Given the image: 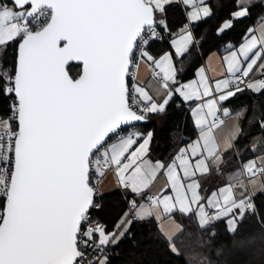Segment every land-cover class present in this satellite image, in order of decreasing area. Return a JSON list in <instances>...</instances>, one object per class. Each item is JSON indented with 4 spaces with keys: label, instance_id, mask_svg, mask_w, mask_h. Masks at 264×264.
Segmentation results:
<instances>
[{
    "label": "snow or ice",
    "instance_id": "obj_1",
    "mask_svg": "<svg viewBox=\"0 0 264 264\" xmlns=\"http://www.w3.org/2000/svg\"><path fill=\"white\" fill-rule=\"evenodd\" d=\"M234 2L236 10L220 33L234 20L247 18L256 0ZM172 3L192 7L188 18L193 22L212 14L205 0H0V46L20 41L14 71H0V94L12 100L9 115L0 118V195L6 198L0 212V264H109L106 255L89 261L87 253L115 246L135 220L151 218L152 209L161 205L165 214L197 215L202 228L224 220L233 237L247 215L264 225V212L251 198L237 199L231 186L201 197L197 178L210 172L209 161L221 159L214 135L225 123L219 106L245 90L241 84L264 58V26L259 40L250 34L224 57L227 78L213 86L201 68L198 81L172 88L169 82L177 83V73L171 55L154 61L146 50L159 37L157 27L167 29L165 6ZM184 31L174 41L177 55L192 43L191 32ZM143 58L163 72L165 94L158 99L139 86L130 93L126 83L130 66ZM70 61L82 63L78 78L66 70ZM259 68L264 73V63ZM246 88L260 93L264 79L247 82ZM177 95L181 103L200 101L192 109L198 139L178 149L168 164H137L147 155L154 133H127L122 126L166 114ZM222 112L228 117L230 110ZM235 139L229 137L227 148ZM256 168L255 162L246 165L249 173ZM106 169H114L120 185L136 196L164 171L175 196L149 197L150 206L140 205L131 218L126 214L118 232L108 234L89 224L91 210L99 207L94 199L99 191L90 176L103 177ZM131 207L137 208L135 199ZM206 207L217 214L210 215ZM165 236L169 250L179 255L172 237Z\"/></svg>",
    "mask_w": 264,
    "mask_h": 264
},
{
    "label": "trees",
    "instance_id": "obj_2",
    "mask_svg": "<svg viewBox=\"0 0 264 264\" xmlns=\"http://www.w3.org/2000/svg\"><path fill=\"white\" fill-rule=\"evenodd\" d=\"M207 3L212 10L211 16L195 23L193 27L195 41L181 57L174 56L178 82L190 78L194 69L209 52L220 50L227 42L237 45L247 28L256 23L264 10V4L257 0L247 18L234 20L231 28L218 34L217 28L221 22L230 18L231 13L236 9L235 2L207 0ZM165 7L167 29L157 27L160 36L146 47L157 48L156 53L169 50L168 39L171 34L186 22L185 8L181 4L172 3ZM157 18H159L158 13ZM17 42L18 39L0 49V65H3L0 71L9 67L14 71ZM68 70L75 78L80 73V65L71 63L68 65ZM226 104L231 107L246 105V110L240 118L241 130L234 140V148L222 153L223 157L227 158L225 167L231 168L239 161L244 162L256 154L249 144L252 138L259 137L264 140V128L261 127V122L264 121V91L255 93L245 89ZM8 110L9 98L0 94V116L6 118ZM163 116L165 123L161 127L150 119L148 122L135 125L152 129L154 135L149 149L152 154L160 158H165L172 152V131L188 121V114L177 97L167 107ZM210 179L212 181L203 186V195L216 185L217 176L214 172ZM129 197L130 195L124 196L120 190L96 195L95 201L99 207L91 210L92 219L102 222L106 230L113 229L125 214V199ZM254 198L263 212L264 191ZM2 208L3 202H0V210ZM174 216L183 227L182 232L172 240L179 255L169 250V241L161 235L156 221L149 218L143 221L135 220L131 224L129 233L118 244L111 245L110 251L105 254L109 264H264V225L257 222L256 216H245L238 226L235 237L226 231L224 221L214 222L207 228H202L192 215L175 213ZM212 232L216 233L214 238L210 235Z\"/></svg>",
    "mask_w": 264,
    "mask_h": 264
},
{
    "label": "crops",
    "instance_id": "obj_3",
    "mask_svg": "<svg viewBox=\"0 0 264 264\" xmlns=\"http://www.w3.org/2000/svg\"><path fill=\"white\" fill-rule=\"evenodd\" d=\"M179 4H181V6L185 8L186 22L181 27H179L174 33L171 34L170 38L168 39L169 50H166L162 53H156L158 51L157 48H154L151 46L149 48H146L147 52L149 53V55L153 57L154 61L161 60L165 55H171V62L174 68H175L174 56L181 57L185 53L184 52L181 55L176 54V47H175L174 41H178L180 40V37L182 35H186L187 32L184 30L187 29V31H190L192 34V43H193L195 41V37L193 34V27L195 23L197 22V21L195 22L190 21L188 18V13L193 11V8L185 6L182 3H179ZM205 4L206 6H208L207 0H205ZM229 19L230 18H227L223 22H221V24L217 28L218 34H220L218 30L223 26L224 22L228 21ZM262 26H264V10L262 14L259 16L256 23L247 28L243 38L237 45H233V43L227 42L221 47L220 50H213L209 52L207 56L203 59V61L194 69L193 75L190 78H187L181 82H178L176 78L177 83L172 84L171 82H169L170 87L175 88L185 83H191L192 81H198L200 79L199 72L201 68L205 69V75L209 78V82L213 84V86L216 80L227 78L229 74L227 73V64L224 62V57L229 55L230 51L238 50L239 46L242 43H244L246 39L251 38V35H255L259 40L262 34L261 33ZM192 43L188 46V48L192 45ZM229 46H232V47H229ZM2 47L3 46H0V49ZM260 47L261 45L258 44V48ZM261 63H264V58L258 61L257 66H254L252 73H250L249 75L251 79H256L262 74L259 68V65ZM155 69H158L159 72L155 73ZM162 78H163V72L161 71V69L157 68L155 63H153L152 61H148L146 58H143V59L138 60L137 66H135L134 68L132 84L130 85L132 86V88L134 86L143 87L145 91H147L150 95H153L155 98L158 99L165 94V89L163 87L164 81ZM256 81L257 80H253V82H256ZM248 91H252V90H248ZM176 97L181 103V98L178 95ZM205 99H208V98H205ZM198 103H200V101H190L187 103H181L183 107L184 105L189 106V109L187 112L188 121L182 127H179L178 129L172 131L171 133V146H172L171 154L165 158H160L159 156L152 154L149 149L146 156L137 160V164L141 163L142 160H147L153 164H155L157 161L168 164L176 155L179 154L178 149L186 148L189 144L196 141L198 139L199 130L195 127L196 117L193 115L192 109L195 108ZM219 107L221 111L218 112V116H220V118L223 119L225 123L221 125L220 128L214 130V135L216 137V140L219 146V151L221 153V159L216 160V161H209L210 172L208 174H205V175L198 174L197 178L201 185L199 189V194L201 195V197L211 198V193L213 191H217L218 189L222 187L231 186L233 189L234 195L237 199L241 198L242 196L245 199L251 198V201H253L255 206H257V208L260 209V205L258 203L257 204L255 203L254 197L255 195L264 191V172L259 171L260 168H264V140H262L259 137L252 138L249 144L255 150L256 154L244 162L239 161V163L234 167L226 168L225 166L227 164V158L225 159L222 153L225 152V149L229 150V149L234 148V140L232 141L233 146L231 148H227V144L225 142L229 139L231 135H235L236 138L238 137L240 130H241L240 118L246 110V105L239 104L238 106L231 107L230 105L223 103ZM224 108H227L230 110L228 117L223 116L222 110ZM163 115L164 114H154V115H151L149 119L161 127L165 123V118ZM0 118L2 117L0 116ZM147 131H152V129L136 127V126L134 129V132H147ZM115 140L116 139H113L109 141V143H113L115 142ZM236 155H238V152H236ZM197 159H199V157H197ZM249 162H255L257 166V168L254 170V173H249L246 170V165ZM130 171L131 170H129L128 173H125V175L130 174ZM213 172L217 176L216 185L206 195H203V192H202L203 186H205L206 183H209L212 181V179H210V176L211 174H213ZM180 174L182 177V172ZM184 182L188 183L189 181H184ZM97 189L100 195L107 194L114 190H120V192L124 196H128V195L136 196L135 194L131 193L129 189H125L124 187L120 185L117 179V176L115 175L114 169H106V175L101 177L100 180L98 181ZM143 193H146V197L153 196L154 198H161V199L165 195L172 196V197L175 196V193L172 191L171 186L167 180V177L164 171H161L158 173L156 178L152 181L150 186L146 190H144ZM259 197L260 196H258V198ZM201 203H206V200H202ZM220 203H221V207H223L224 205H223L222 199ZM140 205H144L146 207L150 206V201H146V200L141 201L137 205V208L135 209V211L139 209ZM162 209H163L162 205L159 206L158 208H153L151 219L156 221L157 227L161 235L165 239H167L165 236V233H166L167 237H172V240H173L183 230L181 223L174 216L175 213H179V212L174 211L172 214H165L163 213ZM263 209H264V206H263ZM206 211H209L210 215L217 214L216 210L210 209L207 207H206ZM157 215L160 216L159 220L155 219ZM184 215H192L195 221L197 222V224L200 226L199 217L197 215L195 214H184ZM124 219L125 218L123 215L118 220L116 225H114V227L119 225ZM146 219H149V218H146ZM221 221H224V220H221ZM225 227H226V223H225ZM103 228H105V225ZM161 229H163V232L161 231ZM111 230L112 229L106 230V231L108 234H112ZM104 256H102L100 259H103Z\"/></svg>",
    "mask_w": 264,
    "mask_h": 264
},
{
    "label": "built area",
    "instance_id": "obj_4",
    "mask_svg": "<svg viewBox=\"0 0 264 264\" xmlns=\"http://www.w3.org/2000/svg\"><path fill=\"white\" fill-rule=\"evenodd\" d=\"M157 31L159 33V30L157 28ZM159 36H160V33H159ZM157 39V38H156ZM154 40V39H153ZM152 41V40H151ZM150 41V42H151ZM147 47V46H146ZM139 60V59H138ZM137 60V62H138ZM134 68L135 66H130L129 68V75H128V81H129V91L130 93L132 92V86L130 84H132V78H133V72H134ZM8 69H11V67H9ZM158 69H155V73H158ZM260 79H264V73H262L259 77H257L256 79H251L250 77L248 78H245V84H241V87L242 88H246V83L247 82H253V80H260ZM12 103V100L9 99V105ZM184 108H185V111L188 112V109H189V106L188 105H184ZM8 115H9V111H8ZM123 128H125L127 130V133H130V132H134V129H135V125L133 124H129V125H125L123 126ZM126 132H121L120 135L121 136H124L127 134ZM113 139H116V138H113ZM101 178V177H100ZM100 178H98L96 175H91L90 176V183L95 185V187L97 188V185H98V181L100 180ZM96 197V196H95ZM149 197H152L154 198L153 196H149ZM149 197H146V193H143L141 196H130L129 198L125 199L126 200V209H125V214H124V218L126 217V214L128 215V218H131L132 214L135 212V209H133L131 207V201L133 199H135L136 201V204L138 205L141 201L143 200H146V201H149ZM5 199V197H3L2 195H0V202H3V200ZM95 199V198H94ZM253 202V201H252ZM0 212H2V210H0ZM89 224H92V225H99L101 227H104L103 223L100 222V221H96L94 219H92V215L90 213V220H89ZM112 233L113 232H118V229H117V226L113 227V229L111 230ZM95 242V240L93 241ZM110 248H111V244L104 249V251L100 254H97L95 252H93L91 249L89 250V252L87 253V257H86V260H92L94 258H101L102 256H104L106 253H108L110 251Z\"/></svg>",
    "mask_w": 264,
    "mask_h": 264
},
{
    "label": "water",
    "instance_id": "obj_5",
    "mask_svg": "<svg viewBox=\"0 0 264 264\" xmlns=\"http://www.w3.org/2000/svg\"><path fill=\"white\" fill-rule=\"evenodd\" d=\"M19 39H18V42H17V47H16V57H17V54H18V45H19ZM15 62H16V58H15ZM71 63H77V64H79L80 65V73L79 74H82V63L81 62H77V61H70L69 62V64H71ZM68 64V65H69ZM68 65H66V70H68ZM14 66H15V64H14ZM69 71V70H68ZM79 74H78V76H79ZM69 75L70 76H72L71 74H70V72H69ZM78 76L77 77H75V78H78ZM125 80H126V83H127V85H128V87H129V83H128V75L125 77ZM141 123H144V122H133L132 124L133 125H138V124H141ZM123 126H125V125H123ZM122 126V127H123ZM95 198V197H94ZM5 202H6V198L3 200V206H4V204H5ZM2 211H3V208H2Z\"/></svg>",
    "mask_w": 264,
    "mask_h": 264
},
{
    "label": "rangeland",
    "instance_id": "obj_6",
    "mask_svg": "<svg viewBox=\"0 0 264 264\" xmlns=\"http://www.w3.org/2000/svg\"><path fill=\"white\" fill-rule=\"evenodd\" d=\"M11 6V5H10ZM17 39H19V38H17Z\"/></svg>",
    "mask_w": 264,
    "mask_h": 264
}]
</instances>
